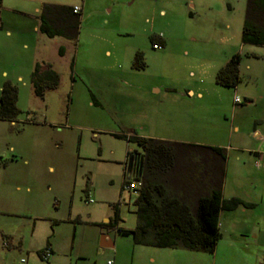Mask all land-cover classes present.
Masks as SVG:
<instances>
[{
  "label": "rangeland",
  "instance_id": "1",
  "mask_svg": "<svg viewBox=\"0 0 264 264\" xmlns=\"http://www.w3.org/2000/svg\"><path fill=\"white\" fill-rule=\"evenodd\" d=\"M247 1L2 0L12 36L0 31V85L6 72L19 122L8 132L0 120V157L18 160L0 172V264L264 263V46L242 42ZM44 4L80 9L75 42L35 32ZM138 52L144 69L133 66ZM235 55L240 81L223 87L217 73ZM33 59L60 76L43 100L30 83ZM134 137L226 151L223 197L254 206L221 213L214 253L134 244L138 184H124L128 153L142 151ZM196 158H184L179 175L196 174ZM116 211L122 235L101 226ZM103 233L113 248H101ZM47 248L48 262L38 255Z\"/></svg>",
  "mask_w": 264,
  "mask_h": 264
},
{
  "label": "trees",
  "instance_id": "2",
  "mask_svg": "<svg viewBox=\"0 0 264 264\" xmlns=\"http://www.w3.org/2000/svg\"><path fill=\"white\" fill-rule=\"evenodd\" d=\"M1 2L2 0L0 4ZM79 16L72 7L44 4L40 13L39 30L49 39L59 37L75 42L79 34ZM161 40L159 36L152 38L153 44L160 43ZM242 42L264 46V0L247 1ZM58 53L63 57L65 48L60 47ZM240 62L239 55L233 56L226 66L218 71L216 82L223 87H236L240 81ZM133 66L136 69L145 68L141 52L135 55ZM30 83L34 96L43 100L48 91L59 87L60 76L50 64L37 62ZM17 102V87L10 82L6 83L0 96V120L13 121L17 118ZM130 141L142 148L141 152L128 153L126 176L129 175L130 178L125 177L124 181L127 187L133 182L140 184L136 190L138 197L134 202L137 225L130 232L135 245L214 253L221 238V213L233 211L240 206H254L240 198L223 197L226 162L224 149L138 137L130 138ZM190 150L208 152L213 166L206 191L193 198V201L169 192L165 181L174 172L182 152ZM119 220L116 211L114 219L106 227L117 230V233L122 235L126 231L117 227ZM42 252L38 253L40 258Z\"/></svg>",
  "mask_w": 264,
  "mask_h": 264
},
{
  "label": "crops",
  "instance_id": "3",
  "mask_svg": "<svg viewBox=\"0 0 264 264\" xmlns=\"http://www.w3.org/2000/svg\"><path fill=\"white\" fill-rule=\"evenodd\" d=\"M74 7H77V6H74ZM39 27H40V25L39 26H35V28H34V30H35V32L37 34L40 33L39 32L40 31L39 30ZM0 31H4L9 36H12L11 28H9V26H7L6 23H4L3 21H0ZM160 44H162V47H163V45H164L163 39L160 41ZM60 47H64L65 48V46H60ZM33 60L34 61L32 62V64H33L34 67H35V64L37 62H44V61H39L37 59H33ZM32 72H33V70H32ZM3 74H4V76L6 75V77H7L6 78V81L7 82L13 83L12 80H8V74L6 72H4ZM16 80L18 82H21L23 84V86L26 85V82H25L23 76L19 75ZM6 81H4L0 85V96H1L2 88L6 84L5 83ZM187 94L188 95H194V92L191 91V90H188L187 91ZM198 96L199 97H202V94L199 93ZM2 121L5 123V125H6V127L8 129V132L11 131L10 130V127L11 128L16 127L17 124H18V122H19L18 118H16L13 121H5V120H2ZM7 122H9V123L7 124ZM26 122H29V123H32L33 125H36L35 127H40V126L47 125V123H43L42 124L40 121H37V120L36 121H32L31 118L29 120H27ZM197 151H200V150H197ZM197 151L190 150V152L189 151L182 152L181 156L179 157V160L177 162V166H176L174 172L171 173V176H170L169 179H165L166 186L169 189V192H171L173 194H178V195L184 196V197H186V196H190L191 197L193 195V191H196V194L194 195V198H195L197 196L202 195L206 191V188L205 187L208 186V183L210 181V177L212 175V172H211V168L213 167L212 166V161H210L209 158H208L209 157V153L208 152L201 151L202 153H197ZM9 152L12 153V155L13 154L15 155L16 154L15 147H11L10 150H9ZM195 153H197V154H195ZM2 155L5 156V157L7 156L6 154H4V153L1 152L0 153V156H2ZM13 157L14 158H12V160H10L8 162L7 161L6 162H3L2 161V157H0L1 158L0 159V167L3 166V170L0 169V172H3L4 171V173H5L9 169H11L12 164L18 162V160L16 159L17 157L16 156H13ZM196 157L201 158V162L198 163V165H196L197 162H195V164H193V166L195 168H197V173L196 174H195V172H194V174L191 173V175L188 176V179H186V177L182 173H180V175H179V170L178 169L180 167H182V165L185 164V163H182V160H184V158H187V159L192 158V159H194ZM23 163L25 165H28L29 164V161L27 159H25ZM197 166H199V168L201 169L200 171H198V167ZM50 170L53 171L54 168L53 167H50ZM11 182H12V179H10V183ZM139 185L140 184H138V188L140 187ZM188 201H193V197H191V199H188ZM5 210H6L5 211L6 214H10L9 213L10 211H8L10 209L8 207ZM0 213H4V212L0 211ZM113 219L112 218L105 219V223H103L101 225L102 228L105 229V230H108V231H112V229H108L106 226L109 225ZM107 220H110V222L109 223H106ZM102 235H107V234L103 233ZM101 243H100V246H101ZM8 247H10V244L9 243H8ZM113 247H114V243H113L112 239L109 237V235H107V237L103 241V246H101V248L102 249H105V248H113ZM39 252L40 251H38V253ZM109 262H112V261H109ZM109 262H108V264H112V263H109Z\"/></svg>",
  "mask_w": 264,
  "mask_h": 264
},
{
  "label": "built area",
  "instance_id": "4",
  "mask_svg": "<svg viewBox=\"0 0 264 264\" xmlns=\"http://www.w3.org/2000/svg\"><path fill=\"white\" fill-rule=\"evenodd\" d=\"M80 11V9L78 8V7H74V12L75 13H78ZM160 38L162 37V36H159ZM153 47H154V49L155 50H160L161 48H162V45L159 43V42H155L154 44H153ZM242 102V100L239 98V97H236L235 98V103H241ZM140 186V185H139ZM132 187V185L131 186H128L127 188H131ZM52 255V250L50 249V248H47V250H44L42 253H41V259L43 260V261H46V262H48L49 261V259H50V256ZM26 262H27V260H25V259H22L21 260V263L22 264H26ZM109 263H112V262H109Z\"/></svg>",
  "mask_w": 264,
  "mask_h": 264
},
{
  "label": "water",
  "instance_id": "5",
  "mask_svg": "<svg viewBox=\"0 0 264 264\" xmlns=\"http://www.w3.org/2000/svg\"><path fill=\"white\" fill-rule=\"evenodd\" d=\"M107 237V235H102V240H101V246H103V241H104V239ZM107 245V244H106ZM110 245V244H109Z\"/></svg>",
  "mask_w": 264,
  "mask_h": 264
}]
</instances>
